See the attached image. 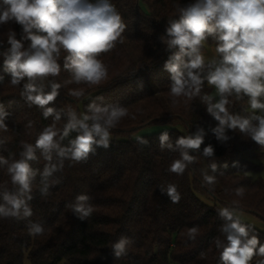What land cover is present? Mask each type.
Here are the masks:
<instances>
[{"label": "trees", "instance_id": "obj_1", "mask_svg": "<svg viewBox=\"0 0 264 264\" xmlns=\"http://www.w3.org/2000/svg\"><path fill=\"white\" fill-rule=\"evenodd\" d=\"M110 2L126 27L123 42L98 57L108 68L107 78L99 85L74 83L71 73L63 68L67 53L62 50L60 74L33 81L45 93L51 91L52 83L61 85L55 101L45 106L59 112V120L55 114L45 119L44 108L21 95L24 84L30 82L27 77L18 85L11 84L4 67V53L10 48L8 36L15 32L21 40L24 33L15 22L0 25V109L7 113L3 118L7 127L0 128V157L9 163L21 159L23 144L35 146L49 126L57 131L60 147L70 148L82 131L69 130L63 135L68 113L74 112L80 119L81 114H90L91 103L119 106L128 113L109 128V147L94 144L80 162L60 157L57 149L51 151V160H46L42 150L35 149V159L28 161L35 172L31 191L22 197L32 215L25 217L21 211L19 218L0 217V264H223L221 253L228 246L223 227L231 221L220 215L221 210L250 214L264 222V145L238 127L225 126L227 139L218 138L214 129L219 122L207 111L205 97H211L213 104L215 101L206 79L192 97L170 94L173 81L164 65L178 48H169L161 37L168 39L170 21L178 20L179 10L195 0ZM204 43L216 49L219 41L213 35ZM22 44V50H30V40L22 39ZM203 49L202 45L200 53ZM217 56L220 61V54ZM212 67L206 63L202 75L206 77ZM73 91L83 94L76 96ZM228 100L229 114L247 118L253 126L258 124L254 116H264L253 113L247 95L233 93ZM150 126L169 127L137 136L147 143L132 137ZM201 130L203 143L198 150L202 163L185 162L180 175L170 172L172 162L182 158L177 139L195 137ZM164 132L169 139L161 148L159 137ZM208 146L213 148L210 156L204 154ZM187 152L191 156V150ZM52 165L57 170L45 177V167ZM206 176L213 177V182L208 183ZM45 185L47 194L41 191ZM169 185L176 186L179 203H173L168 195ZM237 189L243 190V196L236 194ZM4 193L19 195L20 189L12 183L8 164L0 163V205L6 203ZM80 195L89 199L80 202ZM80 203L85 208L91 206L89 216L76 211ZM33 224L42 226L43 233L30 235ZM241 224L247 226L249 238L258 236L264 244V232ZM194 226L198 232L193 240L188 230ZM121 238L129 243L117 257L114 245ZM261 261L264 257L254 255L249 264Z\"/></svg>", "mask_w": 264, "mask_h": 264}, {"label": "clouds", "instance_id": "obj_2", "mask_svg": "<svg viewBox=\"0 0 264 264\" xmlns=\"http://www.w3.org/2000/svg\"><path fill=\"white\" fill-rule=\"evenodd\" d=\"M0 4V25L15 22L24 33L21 40L16 39L15 32L8 36L10 48L4 53V67L11 75V84L18 85L27 77L30 82L24 84L21 95L30 104L44 108L45 119L55 114V120H59L60 113L45 106L55 101L61 85L52 83L51 91L45 93L33 81L60 74L58 58L63 50L67 53L63 68L71 73L74 83L99 85L107 78L108 68L98 57L114 49L117 42H123L121 37L126 26L121 15L110 0H96L95 3L91 0H0ZM179 11L180 18L170 21L166 28L168 39L161 37L169 48H178L164 65L173 81L170 94L173 97H192L200 92L206 79L220 96L215 104L211 103V97H205L209 102L207 111L219 122V126L214 129L218 138L227 139L224 136L225 126L230 129L238 127L255 142L264 145V116H254L258 124L253 126L249 119L233 116L227 109L228 96L235 93L237 97L247 95L252 109L264 110V102L260 99L264 97V0H195ZM213 35L219 41L216 52L221 59L219 63L213 61L212 70L204 77L202 74L206 63L200 48L207 37ZM22 39L31 41L30 50H22ZM72 94L80 96L83 93L73 91ZM88 113L82 119L77 118L74 112L68 113L69 119L63 135L66 136L69 130L82 131L71 142L70 148L60 147L56 140L57 131L54 126H49L38 137L35 146L23 144L21 159L9 163L0 157V163L8 164L12 183L19 185L20 189L19 195L3 194L6 203L0 205V217L19 218L21 211L25 217L32 215L31 207L22 197L31 191V180L35 172L28 161L35 159L36 148L42 150L46 160H51V151L57 149L60 157L80 162L87 158L94 144L109 147V128L128 115L125 108L100 106L96 103L88 105ZM5 115L7 113L0 109V128L6 129L3 122ZM137 139L140 140L139 137ZM159 139L163 148L169 139L168 133H162ZM140 142L147 143L145 140ZM202 143L203 130L195 137H179L176 145L182 149V158L173 161L169 171L182 174L185 162L191 163L194 159L188 155L187 150L199 149ZM168 147L172 148V145L168 144ZM204 154L212 155L213 148L206 147ZM212 167L215 170V165ZM56 170L55 165L45 167L43 175L48 177ZM205 179L208 183L214 180L207 176ZM41 191L47 194V185ZM236 194L243 196V190L237 189ZM168 195L173 203H179L180 195L175 185L168 186ZM30 199L31 196H28ZM88 199L86 195L77 197L80 202ZM76 211L86 217L91 214L92 208H85L80 203ZM220 215L231 221L223 227V231L228 233V246L223 248L220 257L223 264H249L254 255L264 257V244H260L258 236L249 238L247 226L238 219L234 220L228 209H222ZM43 231L39 224L29 228L32 236L40 235ZM197 232L195 226L189 228V238L194 240ZM128 243L126 238H121L114 245L117 257L124 253ZM217 247H221L219 241Z\"/></svg>", "mask_w": 264, "mask_h": 264}, {"label": "rangeland", "instance_id": "obj_3", "mask_svg": "<svg viewBox=\"0 0 264 264\" xmlns=\"http://www.w3.org/2000/svg\"><path fill=\"white\" fill-rule=\"evenodd\" d=\"M91 2L95 3L96 0H91ZM203 51L201 53V55L204 56L205 58V63H211L213 64V61H215L216 63H219L218 60V56H217V52L216 49L212 46H209L207 44H205L203 42ZM211 86V95L212 98L214 99L215 103L219 100V94L216 92V89L214 86ZM262 102H264V97L260 98ZM253 113L254 114H264V110L261 109H253ZM83 118V115H80V119ZM169 126H150V127H146L142 130H140L139 132L135 133L132 137L135 138L137 136L143 135V134H152L154 132L160 131L162 129H165ZM180 132L185 133V131L183 130V128L181 126H177L176 127ZM188 137V136H187ZM191 150V157H193L194 159L192 160L194 163L196 164H200L202 163L201 157L199 155V150L198 149H190ZM262 176H264V172H262ZM233 216L238 219L241 223L244 224H249L250 226H252L255 229H258L262 232H264V222H261L259 219H257L256 217L250 215V214H246V213H242V212H237V211H233L232 212Z\"/></svg>", "mask_w": 264, "mask_h": 264}]
</instances>
